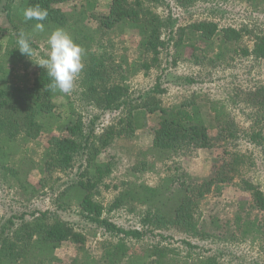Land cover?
Instances as JSON below:
<instances>
[{"label": "trees", "instance_id": "obj_1", "mask_svg": "<svg viewBox=\"0 0 264 264\" xmlns=\"http://www.w3.org/2000/svg\"><path fill=\"white\" fill-rule=\"evenodd\" d=\"M154 1L22 0L15 8L20 33L39 23L42 28L38 29L50 36L57 29L70 35L82 49L87 103L99 112L120 111L121 115L108 126L100 118L86 123L69 102L72 123L63 132L52 134L61 117L56 112L55 92L48 88L51 80L47 72L38 67L33 84L23 87L0 82L3 177H13L23 194L32 199L52 186L59 188L57 177L76 169L75 178L63 183L54 201L55 211L37 209L0 218V264L54 262V251L68 244L76 253L67 264H149L152 258L155 264H173L169 259L173 251L161 247V242L135 247L156 237L173 240L164 232L219 243L257 242L264 252V191L241 173L243 161L238 153L244 135L264 158V86L246 93L251 125L243 131L227 111L213 109L206 121L192 104L162 107L157 96L167 90L160 82L149 92L154 95L133 102L129 101L128 85L133 76L159 68L161 55L171 45L176 64L229 68L235 64L236 55L264 65V35L247 27L201 20L179 27L168 42L164 34L169 25L154 11ZM174 1L186 8L200 0ZM37 7L46 10L47 17L43 21L26 20L25 10ZM244 39L250 44L244 46ZM13 55L15 50L9 52L10 57ZM139 109L152 116V145L119 155L117 142L136 134L139 118L135 111ZM39 140L44 146H28ZM204 149L218 150L219 162L212 177L192 178L186 164ZM29 173L39 177L38 189L26 182ZM145 173L157 174L153 185L138 183ZM230 188L248 197L246 204L231 210L229 202L219 201ZM103 191L119 192L107 207L96 200ZM58 211L76 213L79 228ZM115 212L134 214L138 226L121 228L104 216ZM91 228V235L102 230L117 238L116 243L100 241L93 246L88 234ZM199 264L219 263L209 258Z\"/></svg>", "mask_w": 264, "mask_h": 264}, {"label": "rangeland", "instance_id": "obj_2", "mask_svg": "<svg viewBox=\"0 0 264 264\" xmlns=\"http://www.w3.org/2000/svg\"><path fill=\"white\" fill-rule=\"evenodd\" d=\"M0 1V82L8 85L12 84L14 87H23L26 84L32 85L34 73L39 67L34 63L38 64L41 59L47 58L49 55L48 40L50 34L43 32L44 30H39L37 27L25 30L24 34L32 49L34 63L24 55L21 57L22 54L18 50V39L21 31L18 29L21 28V25L15 16V8L22 0ZM155 1L151 3V6L169 25L164 34V39L168 42H170L169 38L173 37V32L179 27L201 20H214L221 26L247 27L257 34L264 35V1L252 3L249 0H200L186 8L180 7L174 0ZM243 44L244 46L249 45L250 42L244 39ZM12 50H15V55L10 57L9 52ZM172 54L171 45L161 55L159 68L151 69L148 74L139 73L130 79L128 82L130 88L129 101L133 102L136 99H145L149 95H154L155 92H152V94H149V92L160 82V87L167 90L165 94L161 96L158 94L157 96L162 107L172 108L182 103L192 104L193 107H198L197 109L206 121L210 120L209 115L213 113V109L214 112L227 111L235 117L237 124L243 131L250 129L251 122L248 116L251 108L246 106L245 96L249 89H254L255 86H264V65L261 62L242 59L235 55V64L229 68L213 69L207 66L204 69L193 62H179L176 64L173 62ZM83 70L79 73L69 94L59 91L54 94L56 112L61 119L57 126L53 128L52 134L63 132L64 128L72 123L69 116V102L74 103L75 110L86 123L100 118L99 121L108 126L115 123L121 115L120 111L113 113L99 112L87 103L84 97L85 86L83 81L85 73ZM188 78L194 79L195 82H188ZM135 114L139 118L136 124L138 129L134 137L117 142L115 151L119 155L135 152L152 145L150 131L153 126L152 116L142 109L135 111ZM242 139L239 142L238 150L243 161L241 173L245 177L251 178L264 191V158L260 149L248 142L244 135ZM43 142L42 140L31 141L28 146L31 148H34L35 145L36 147L44 146ZM197 153L196 158L186 164L190 176L201 180L212 177L214 165L220 159L218 150L213 152L204 149ZM12 163L19 165L16 160H13ZM75 173L76 169L73 172L60 174L57 177L59 188L52 186L45 189L36 198L29 199L20 190V186L13 177L7 174V177L4 178L0 171V218L15 214L20 215L25 212L31 213L37 209L55 211L54 201L64 188L63 183L66 180H72L73 176L75 178ZM139 178L138 183L143 181L148 185H153L158 176L155 173H145L141 174ZM25 179L28 185L39 188V177L35 173L27 174ZM124 179L127 180L128 177ZM118 181H120L119 178ZM118 193L103 191L100 197L96 196V200L102 201V204L107 207L114 195ZM219 201L222 203L229 202V209L233 210L246 204L248 197L230 188L226 190L225 195ZM60 216L79 228L80 217L76 213L60 212ZM104 216L109 217L121 228L132 229L138 226L134 214L115 212ZM92 233L93 229L91 228L88 230V234L90 244L93 246L100 241L115 243L117 241V238L104 234L102 230H98L94 235H91ZM164 234H170L173 236V240L171 238L170 241H165L161 237H156L145 240L135 247L138 249L147 246L152 247L161 242V247L166 246L168 251H173L169 256L173 264H199L201 259L209 258H214L219 264H264V252L257 242L219 243L198 238L188 239L185 234L174 232H164ZM75 253L76 250L71 245L62 246L54 251V262L47 264H67L71 260V255ZM152 259H147L149 264L156 263Z\"/></svg>", "mask_w": 264, "mask_h": 264}, {"label": "clouds", "instance_id": "obj_3", "mask_svg": "<svg viewBox=\"0 0 264 264\" xmlns=\"http://www.w3.org/2000/svg\"><path fill=\"white\" fill-rule=\"evenodd\" d=\"M24 17L26 20L43 21L47 17V12L38 7L29 8L25 10ZM36 27L42 28V25L38 23ZM48 44L49 55L47 58L41 59L38 64L32 60L33 52L23 32L20 33V38L18 39V50L35 65L47 72L51 80L48 88L51 91L69 94L83 69L82 49L74 43L70 35L63 29L55 30L49 37Z\"/></svg>", "mask_w": 264, "mask_h": 264}]
</instances>
